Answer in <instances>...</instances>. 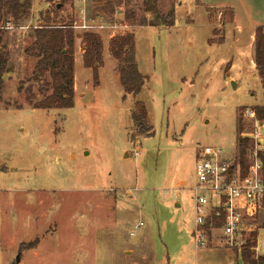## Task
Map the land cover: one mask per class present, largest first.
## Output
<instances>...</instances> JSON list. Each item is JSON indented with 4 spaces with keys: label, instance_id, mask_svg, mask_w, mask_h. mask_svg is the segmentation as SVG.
Wrapping results in <instances>:
<instances>
[{
    "label": "rangeland",
    "instance_id": "obj_1",
    "mask_svg": "<svg viewBox=\"0 0 264 264\" xmlns=\"http://www.w3.org/2000/svg\"><path fill=\"white\" fill-rule=\"evenodd\" d=\"M58 1L32 0L25 26L4 30L13 71L0 103V264H219L198 257L192 236L196 155L206 146L237 155L240 122L245 136L255 132L247 110L264 105V81L245 69L234 88L224 61L237 48L254 60L249 36L264 24V0H161L164 15L175 4L171 27L132 25L126 12L144 17L143 0H125L97 16L115 26L92 32L104 46L99 79L83 63L85 31L74 29L75 104L38 109L50 78H34L36 59L24 50L35 27L79 19L74 0L56 11ZM95 1L86 0L91 17ZM226 6L245 37L231 34ZM131 33L148 77L137 97L125 95L109 50L112 37ZM136 101L147 107L150 135L133 126ZM251 222L245 240L256 234L253 250L264 256V211ZM242 250L229 262L243 264Z\"/></svg>",
    "mask_w": 264,
    "mask_h": 264
},
{
    "label": "trees",
    "instance_id": "obj_2",
    "mask_svg": "<svg viewBox=\"0 0 264 264\" xmlns=\"http://www.w3.org/2000/svg\"><path fill=\"white\" fill-rule=\"evenodd\" d=\"M128 1V0H126ZM125 0H97L94 2L95 17L101 15H113L116 6H121ZM129 0L128 2H132ZM136 1V0H134ZM161 0H143L141 8L145 16L137 19L135 9L126 12V17L132 25L140 26H166L175 25V4L164 15L160 10ZM55 0H48V3ZM70 0H59L55 4L56 11H60ZM59 4L61 7H59ZM129 4V3H128ZM32 0H0V103L3 102V92L6 86V76L13 71L10 64L11 52L4 40V30H8V24L15 28L25 26L32 15ZM149 17H148V16ZM222 17L225 12H221ZM47 20H50L48 17ZM231 20H234V10L231 8ZM51 23V21H48ZM72 24H45L34 28L33 41L25 48L27 56L34 57V78L41 80L49 77L46 83L50 94L35 103L38 109H68L75 104V44L76 35ZM86 48L83 55V63L86 68L92 69L95 80L99 79L100 67L103 65V41L100 35L92 32L84 33ZM223 41V40H222ZM221 41V42H222ZM110 53L118 61L117 71L119 81L125 95L137 97L148 77L141 73L136 56L135 35L125 34L112 37L110 41ZM254 62L259 77L264 81V26H258L254 39ZM45 82V81H44ZM256 119L264 122V105H255ZM133 126L141 135H150L154 132L149 121V113L144 102L136 101L132 111ZM238 161L245 175L251 163V152L254 150V141L244 135V129L240 122L238 127ZM259 157L263 163L264 150L259 151ZM216 224L218 221L215 220ZM256 246V234L253 239L247 240L243 247L241 258L244 264H264V256H257L253 250Z\"/></svg>",
    "mask_w": 264,
    "mask_h": 264
},
{
    "label": "built area",
    "instance_id": "obj_3",
    "mask_svg": "<svg viewBox=\"0 0 264 264\" xmlns=\"http://www.w3.org/2000/svg\"><path fill=\"white\" fill-rule=\"evenodd\" d=\"M74 2L78 6L79 19L72 24L73 29L93 32L115 28L104 17L89 16L86 0ZM11 28L13 26L8 24V29ZM247 116L255 120L256 129L248 135L255 147L245 175L237 155L224 148L206 146L197 152V181L193 187L196 226L192 231L196 249H207L218 241L226 249L242 250L247 242L245 234L252 231L251 220L264 211V172L258 153L264 150V133L260 131L263 122L256 119L251 108L247 110ZM142 225L139 223L135 229ZM131 235L136 236V231L133 230Z\"/></svg>",
    "mask_w": 264,
    "mask_h": 264
},
{
    "label": "crops",
    "instance_id": "obj_4",
    "mask_svg": "<svg viewBox=\"0 0 264 264\" xmlns=\"http://www.w3.org/2000/svg\"><path fill=\"white\" fill-rule=\"evenodd\" d=\"M228 7L232 8L234 10V21L231 24V25H233V27L230 30L231 34L235 33L236 35H240V36L245 37L246 31L244 29V26L239 22L238 15H237V12L235 11V9L231 6L220 7V8H228ZM263 26H264V24H263ZM254 39H255V31L250 34L249 41H251V43H253ZM227 61H231V66L229 68V75L226 77V80L228 82H230L234 79H238V78L243 77V75H245V69H248L249 73L252 74L254 77H257L259 80V75L257 74V70H256L254 60L249 58V57H244V55H242L241 50L239 48H237L236 57H229V59L227 58V60H225L224 62H227ZM235 81H237V80H235ZM255 105H263V103L255 104ZM263 124H264V122H263ZM181 183H184V182L182 181ZM177 207H180V205H177ZM212 245L213 244H211V246ZM197 250L199 251L198 257L204 258L205 261H210L212 258L220 257L217 260V262H215V263H219V264H221V263L222 264H226V263L229 264L230 263L229 260H231L234 256L233 255L234 252L231 253L230 252L231 250L221 249L219 247H211L209 249H202V250L197 249ZM262 255H264V252ZM234 257H235V259L234 258L233 259L238 262V258H240V257L238 255H236ZM223 259H225V260H223ZM230 264H232V262Z\"/></svg>",
    "mask_w": 264,
    "mask_h": 264
},
{
    "label": "water",
    "instance_id": "obj_5",
    "mask_svg": "<svg viewBox=\"0 0 264 264\" xmlns=\"http://www.w3.org/2000/svg\"><path fill=\"white\" fill-rule=\"evenodd\" d=\"M59 7H61L60 4H59ZM231 83H232L233 87L236 88V82L235 81H232Z\"/></svg>",
    "mask_w": 264,
    "mask_h": 264
}]
</instances>
